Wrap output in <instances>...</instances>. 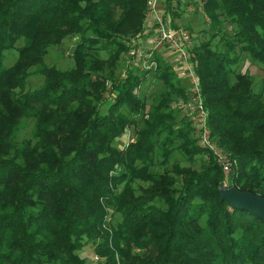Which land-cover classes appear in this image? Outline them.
Returning <instances> with one entry per match:
<instances>
[{
  "label": "trees",
  "instance_id": "trees-1",
  "mask_svg": "<svg viewBox=\"0 0 264 264\" xmlns=\"http://www.w3.org/2000/svg\"><path fill=\"white\" fill-rule=\"evenodd\" d=\"M200 2L213 26L221 14L236 25V40L264 74V0ZM144 12L145 0H0V264H85L78 252L86 245L105 264H264V222L219 196L227 184L264 197V78L255 92L234 70V45L194 47L211 134L235 163L226 175L170 109L184 85L164 52L155 71L130 68L163 83L152 110L136 94L145 75L130 72L114 81V100L100 110V72L127 53L125 37L143 32ZM72 37L75 68L45 65L49 49ZM108 47L114 52L100 60L97 51ZM12 49L17 59L5 68ZM32 74L43 84L26 91ZM137 118L134 142L115 147ZM27 119L32 140L17 145ZM177 141L189 158L209 156L199 171L175 167L180 183L150 170ZM135 180L144 185L135 188ZM111 212L120 221L109 228Z\"/></svg>",
  "mask_w": 264,
  "mask_h": 264
},
{
  "label": "rangeland",
  "instance_id": "rangeland-1",
  "mask_svg": "<svg viewBox=\"0 0 264 264\" xmlns=\"http://www.w3.org/2000/svg\"><path fill=\"white\" fill-rule=\"evenodd\" d=\"M164 7L168 11V15L171 18L172 24H180L181 27L186 28L190 31L192 37V44L197 49L200 45L208 43L209 46L214 50H224L226 43H231L234 45V53L232 55L238 56V64L234 67V70L237 73L246 74L252 81L253 90L258 92L261 85V80L264 78V74L261 69V65L257 63H253L249 57V55L242 50L241 44L236 40L235 33L237 31L236 25L231 22L224 14H221L219 17V24L216 26L212 25V22L209 18L204 15L202 11V5L200 0H170L163 3ZM140 34H136L134 36H127L123 40L125 42L126 49L128 50V42L131 40H139ZM139 37V38H138ZM78 38L72 37L65 39L61 45L53 46L49 49L48 54L44 58V63L47 66H53L58 68L61 71H68L75 68V61L72 56V49L76 45ZM22 42L19 41L16 44V47H20ZM114 52V49L108 47L103 50H98V58L100 60H107L111 53ZM18 53L16 49H12L4 52V62L3 67L7 68L12 66L16 59ZM131 67H136L127 64L126 53L123 52L120 55V59L113 66H105L104 71L100 72L102 76H104V92L101 94V106L100 110L104 113L106 105L110 102H113L114 95L111 92V86L114 81L119 79H124L127 74L130 72L133 76H143L145 75V79L142 84H140L136 94L143 100L146 104V111L152 110L158 104V100L160 99V95L164 91L165 87L163 83L157 82L155 76L152 73H144L137 70H130ZM35 68H32L30 72H33ZM154 74L156 72H153ZM180 81V80H179ZM182 82V81H180ZM43 84V77L32 74L28 83L25 87L26 91H33L38 89ZM183 84V83H182ZM183 96H178L174 100H172L169 104L171 110L173 109V103L176 102L179 98ZM187 120V119H186ZM188 122V121H187ZM34 120L27 119L22 121V126L19 129L18 133L15 137V142L19 145L24 140H32V130H33ZM143 126V122L140 118H137L136 124L134 126L127 127L125 133L119 139L115 140L114 146L118 149H123L128 146V144L134 142L135 131L138 128ZM175 128H180V124L176 123ZM210 128V127H209ZM211 131V129H210ZM192 136V132H191ZM212 136V139L215 143H217L227 154L228 160L230 164L233 163L231 158V153L226 150L221 144L218 143V138L216 136ZM193 138V136H192ZM194 140V139H193ZM180 144L179 141L175 142L173 146V150L171 155L167 159L165 163H161V158L157 155L155 161L150 167L152 172L162 173L169 171L171 176L178 180L180 183V177H178L175 172V167L178 168H190L191 170L199 171L201 170V166L208 162L209 156L200 157L199 155L189 158L184 155L178 147ZM196 145V144H195ZM211 155V154H210ZM212 156V155H211ZM213 157V156H212ZM214 158V157H213ZM216 161V159L214 158ZM221 168V167H220ZM222 170V168H221ZM223 172V170H222ZM224 175H226L223 172ZM227 183V182H226ZM133 186L136 188L137 186H143L144 184L140 180H135ZM228 186L227 184L220 187ZM120 221V216L116 213H110L107 222L108 227L111 228L112 224ZM79 256L84 260L85 264H105V259L98 255H95L93 247L90 245L84 246L79 252ZM95 256L98 258L95 261ZM118 259V258H117ZM117 262L120 263L119 259Z\"/></svg>",
  "mask_w": 264,
  "mask_h": 264
},
{
  "label": "built area",
  "instance_id": "built-area-1",
  "mask_svg": "<svg viewBox=\"0 0 264 264\" xmlns=\"http://www.w3.org/2000/svg\"><path fill=\"white\" fill-rule=\"evenodd\" d=\"M163 3L164 0H145L143 32L138 41L128 42L127 64L141 71H155L156 55L165 53L164 60L170 62L171 70L184 84L183 97L173 103V109L187 119L196 146L210 153L223 172L228 174L231 164L227 154L211 136L209 114L196 73L191 33L186 28L173 26Z\"/></svg>",
  "mask_w": 264,
  "mask_h": 264
},
{
  "label": "water",
  "instance_id": "water-1",
  "mask_svg": "<svg viewBox=\"0 0 264 264\" xmlns=\"http://www.w3.org/2000/svg\"><path fill=\"white\" fill-rule=\"evenodd\" d=\"M221 200L226 201L236 210L250 212L264 222V197L247 192H239L234 186L219 189Z\"/></svg>",
  "mask_w": 264,
  "mask_h": 264
},
{
  "label": "crops",
  "instance_id": "crops-1",
  "mask_svg": "<svg viewBox=\"0 0 264 264\" xmlns=\"http://www.w3.org/2000/svg\"><path fill=\"white\" fill-rule=\"evenodd\" d=\"M174 24V23H173ZM175 26H179V27H181V25L180 24H174ZM181 84H182V82H181ZM182 85H184V84H182Z\"/></svg>",
  "mask_w": 264,
  "mask_h": 264
}]
</instances>
